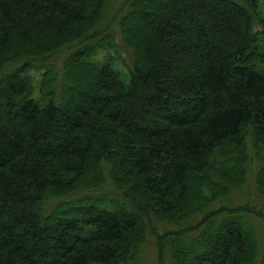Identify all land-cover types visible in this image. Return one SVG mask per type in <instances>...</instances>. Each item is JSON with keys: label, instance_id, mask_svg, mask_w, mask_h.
<instances>
[{"label": "trees", "instance_id": "16d2710c", "mask_svg": "<svg viewBox=\"0 0 264 264\" xmlns=\"http://www.w3.org/2000/svg\"><path fill=\"white\" fill-rule=\"evenodd\" d=\"M260 2L0 0V264H264Z\"/></svg>", "mask_w": 264, "mask_h": 264}, {"label": "rangeland", "instance_id": "374dc122", "mask_svg": "<svg viewBox=\"0 0 264 264\" xmlns=\"http://www.w3.org/2000/svg\"><path fill=\"white\" fill-rule=\"evenodd\" d=\"M154 6H155V7L159 6V2L155 3ZM259 17H260V18H259L260 20H263V21H264V0H261V2H260ZM257 27H258V31L261 33L260 36H259V38H260V40L264 41V24H262V23L257 24ZM106 55H107L106 52H104V51H100V52L98 53V59L101 60V61H103V60L106 58ZM115 66H116L117 69L121 70V72H123L124 74L126 73V72H125V69L123 68L122 65L117 64V65H115ZM32 76L35 78V82H36V83L39 82V80H40V74H39V73H37V72H32ZM248 191L250 192L251 195H254V194H255V195H254V196H255V200H256V199L258 200V202H254V201H253V203H254V204H255V203H256V204H257V203L261 204V205H262V210H264V205H263L264 203H263V201H262V200L256 195V193L254 192V189L252 188V186L249 187ZM148 250H149L150 253H154V250H153V248H152V244L148 247ZM154 257H155V256L153 255V257H152L153 261H155Z\"/></svg>", "mask_w": 264, "mask_h": 264}]
</instances>
